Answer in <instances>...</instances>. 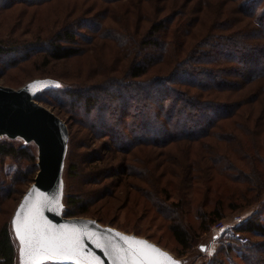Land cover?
Listing matches in <instances>:
<instances>
[{
  "label": "trees",
  "instance_id": "trees-1",
  "mask_svg": "<svg viewBox=\"0 0 264 264\" xmlns=\"http://www.w3.org/2000/svg\"><path fill=\"white\" fill-rule=\"evenodd\" d=\"M17 1L25 0H0V9ZM26 1L39 4L48 0ZM66 13L58 30L47 38L40 33L23 40L13 35L15 24L9 37L0 35L3 68L16 66L34 51L43 53L33 58H40L43 67L69 61L95 38L109 41L120 60L110 71L119 76L99 82L119 85V89L101 96L90 94L92 85L61 90L65 75L59 78L45 70L46 76L60 83L50 91L60 92V97L68 95V104L62 103L66 110H80L82 120L92 124L96 109L94 118L111 139L105 154L112 155L110 159L116 154L115 164L107 161L90 168L89 178L69 183L63 198L64 216L90 214L88 204L98 192L100 199H120L116 187L123 188L125 200L132 190L141 198L152 199L150 204L157 210L172 215L171 222H182L175 207L182 200H173L171 194L175 186L183 191L187 184H206L220 177L231 210L252 205L264 196V0H79ZM84 25L93 34H83ZM21 43L38 46L29 45L25 55L12 57ZM57 97L41 92L35 99L48 104ZM103 110L106 114H99ZM104 123L125 124V128L108 130ZM157 131L162 132L160 137L150 135ZM31 144L8 138L0 141V159L8 157L17 163L13 185L32 182L38 170L35 145ZM80 165L76 154L69 156L65 166L69 180L83 170ZM83 181L93 184L92 188L83 189ZM110 184L113 190L106 188ZM4 197L1 193L0 204ZM216 203L210 212L213 221L221 219L218 207L222 199ZM257 206V214L239 224L237 233L264 235L259 219L264 199ZM205 215L201 221L204 232L213 223L204 221ZM96 217L104 222L103 217ZM170 230L183 250L192 247L188 229L174 223ZM239 249L242 263L264 264V241ZM17 262L16 241L6 220L0 225V264Z\"/></svg>",
  "mask_w": 264,
  "mask_h": 264
},
{
  "label": "rangeland",
  "instance_id": "rangeland-1",
  "mask_svg": "<svg viewBox=\"0 0 264 264\" xmlns=\"http://www.w3.org/2000/svg\"><path fill=\"white\" fill-rule=\"evenodd\" d=\"M78 2L79 0H48L35 4L28 3L26 0L23 2L17 1L8 9H0V35L9 37V29L13 24H15L12 30L14 32L13 35L22 37L23 40H29L30 36L33 34L40 33L44 34L42 38H47L51 33H53V31L58 30V27L64 20L65 14H67V10L71 6L77 5ZM93 13L95 14V11H93ZM96 18L98 19L97 16ZM81 27V32L83 34H93V32L90 33L88 26L84 25ZM21 44L23 45H20L21 47L18 46L15 49L16 51L12 53V57H21L23 54L25 55L28 51L26 49L29 45L38 46V44ZM37 49L38 48H31L30 51ZM38 53L43 54L42 52L35 53L34 51L28 58L25 60L23 58L16 63V66L8 68L0 66V85L17 88L31 79L49 77L46 76L45 70L50 69L56 73L59 78L63 77L61 74L65 75L63 78L64 82L60 86L61 90L68 88L78 89L79 86L83 89V87L87 88V86L92 85L91 87H93V89L90 90V94L101 96V94L108 91L111 94L120 87L116 84L108 85L99 83L104 77L108 80L112 76H119L118 72H110L114 67L117 68L120 65V60L116 58L115 48L109 43V41L95 38L87 45L82 54H80L77 58L69 61L54 62L46 67H43L40 64V58L36 59L39 60V64L35 63L36 60L33 58L35 57V54ZM97 88H100V91ZM44 92L46 95L52 94L56 97L58 96V99L55 101L49 100L48 104L36 101L53 111L55 114L57 113L56 115L66 123L68 128L69 141L65 166L69 160V156L73 157V155L76 154L77 159L81 162L80 167L83 168L78 176L76 178H72L71 180H69L67 171L64 168V193L66 194L69 183H81L84 178L90 177L87 176L90 168L100 167L107 161L115 164L116 154L113 155L112 159H110L112 155L109 153L105 154L106 145L108 146L111 139L109 138V134L106 133V131H103V128L99 125L97 119L94 118V116L98 113L96 112V109L93 110L92 113L94 119L91 121L93 122L92 124H94L93 130L91 123H87L82 120V112L80 110L73 112L66 110L62 106L63 102L68 104V95L60 97L62 96L60 92ZM110 94L108 96H110ZM105 110L100 111L99 114H106ZM131 110L132 109L130 108L127 111L130 112ZM127 117L128 116L124 115L121 116L122 119H127ZM149 119L152 120V115H150ZM103 126H105L104 128H107L108 130L112 128L118 130L125 128V124L115 126L112 123H104ZM104 132L105 134H101ZM161 133L162 132L157 131L150 133V135L160 137ZM6 139L7 137L0 136V141ZM12 141L14 143L24 145L23 141L19 138L13 139ZM33 148L37 157V149L35 146ZM145 148L149 149L146 146ZM15 163L16 161L8 157L0 159V196L1 193H5V197H7H4L2 203L0 204V225L6 220L10 222L14 209L23 193L33 182H30L29 180L27 183L25 182L20 185H13L11 183L12 177L15 175ZM92 180L94 181V179ZM140 184H144V182H140ZM81 185L83 189L87 190L92 188L91 185L93 184L89 183V185H84L83 181V184ZM172 186H174V183ZM95 187H97V185H95ZM106 188L113 190L114 186L110 184ZM105 189H102V192L105 193L104 195H106ZM122 189V187L114 188L116 195L121 196L120 199H108L107 196H105L107 197L106 199H100L99 197H96V195L100 192L95 193L94 197L88 204L90 214L73 217H84L95 220H97L96 216L103 217L104 222H99L102 223V225L110 226L120 231L135 234L152 241L168 252L179 262V264H213V262L214 264H217L215 262H221V264H244L240 261L242 253L239 249L240 246H247L251 242L264 241V235H252L245 233L239 234L236 232V228H238L243 221L250 218L254 214H257L259 211L257 205L264 199V196L260 197L259 200L252 205L231 210L227 206L226 195L223 196V190L225 191L226 188L223 186V181L220 177L211 179L207 181L206 184H187L183 191H181L180 186H175L176 191H172L171 194L173 200H182L180 205L175 206L178 208L177 212L180 219L179 221L182 222H171L170 219L172 215L166 212H160L155 206L150 204L153 202L152 199H147L145 197L141 198L139 193L134 190L129 191L130 199L128 198L125 200V194L121 193ZM219 198L222 199V204L218 207L221 219L213 221V215H210V212L212 213L214 208H216V200ZM203 214H206L204 221H213L210 226L208 224V230L206 232L201 230ZM235 216L240 217V225H233L232 221ZM259 219L264 225L263 211H261ZM174 223H179L185 229L190 231L193 237V245L190 249L183 250L174 239L170 230L171 224ZM215 223H218L217 225L223 223V225H226V228L223 229L224 231H219L214 227ZM243 238H246L244 242L242 241ZM16 264H18V262Z\"/></svg>",
  "mask_w": 264,
  "mask_h": 264
},
{
  "label": "water",
  "instance_id": "water-1",
  "mask_svg": "<svg viewBox=\"0 0 264 264\" xmlns=\"http://www.w3.org/2000/svg\"><path fill=\"white\" fill-rule=\"evenodd\" d=\"M59 86V81L50 77L34 78L17 88L0 85V136L12 140L19 138L24 144H34L37 149V173L23 193L10 220L11 230L17 242L18 264H21L20 242L15 235L12 222L18 211H21L22 220L25 213L21 210V204L33 189L37 190L36 197L41 194H47L50 198L53 195L59 197L58 205L54 203L43 209V216L47 221L55 226L65 224L75 226L80 232L88 234L83 237L82 251L78 256L80 264H117V257L111 249L97 246L98 243L110 239L118 246L124 247L123 242L116 237V233L145 241L179 264L168 252L144 237L102 225L95 219L64 216L63 172L69 132L66 123L59 116L35 99L41 92L57 89ZM119 255L123 256V252ZM46 263L73 264L72 261L58 260L45 261Z\"/></svg>",
  "mask_w": 264,
  "mask_h": 264
},
{
  "label": "snow or ice",
  "instance_id": "snow-or-ice-1",
  "mask_svg": "<svg viewBox=\"0 0 264 264\" xmlns=\"http://www.w3.org/2000/svg\"><path fill=\"white\" fill-rule=\"evenodd\" d=\"M36 191H30L21 204V210L25 213L22 220L21 211H18L12 222L20 242L21 264H45V261L57 260L80 264L78 256L82 251L83 237L88 234L80 232L75 226H55L47 221L43 216V209L54 203L58 205L59 197L53 195L50 198L47 194L36 197ZM34 197L36 198L33 199ZM115 235L123 242L124 247L110 239L97 246L111 249L117 257V264H177L145 241L121 236L119 233ZM121 252L123 256L119 255Z\"/></svg>",
  "mask_w": 264,
  "mask_h": 264
},
{
  "label": "built area",
  "instance_id": "built-area-1",
  "mask_svg": "<svg viewBox=\"0 0 264 264\" xmlns=\"http://www.w3.org/2000/svg\"><path fill=\"white\" fill-rule=\"evenodd\" d=\"M233 225H237V224H239L240 222H241V220H240V217L239 216H235L234 217V219H233ZM218 223H215V228L217 229V230H222V229H225L226 228V225H223V223H220V225H217ZM246 240V238H243L242 239V241L244 242Z\"/></svg>",
  "mask_w": 264,
  "mask_h": 264
}]
</instances>
